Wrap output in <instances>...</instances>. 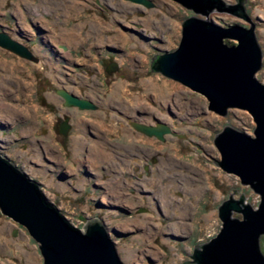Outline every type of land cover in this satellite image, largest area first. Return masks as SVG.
Returning a JSON list of instances; mask_svg holds the SVG:
<instances>
[{"label":"rangeland","instance_id":"rangeland-1","mask_svg":"<svg viewBox=\"0 0 264 264\" xmlns=\"http://www.w3.org/2000/svg\"><path fill=\"white\" fill-rule=\"evenodd\" d=\"M148 1L0 0V30L38 59L0 46V152L74 225L102 219L126 264H181L218 232L217 207L229 193L257 206L259 194L213 162L217 131L230 124L253 134L255 123L240 107L216 113L202 93L150 70L154 53L178 45L184 17L206 15L177 0ZM245 9L263 49L255 76L264 82V0H246ZM207 18L249 25L215 6ZM110 55L116 68L107 72ZM58 88L96 106L64 105ZM132 120L170 130L160 139ZM259 246L264 252V233ZM0 264H43L38 242L1 211Z\"/></svg>","mask_w":264,"mask_h":264},{"label":"water","instance_id":"water-1","mask_svg":"<svg viewBox=\"0 0 264 264\" xmlns=\"http://www.w3.org/2000/svg\"><path fill=\"white\" fill-rule=\"evenodd\" d=\"M151 4L148 0H134ZM195 12L181 21V36L172 50L156 52L150 70L162 73L202 93L207 108L226 115L231 107L246 109L255 126L253 134L225 124L213 137L220 152L218 164L236 174L241 183L259 194L257 206L229 193L217 207L221 225L208 240L197 243L187 254L195 264H264L259 237L264 233V82L255 72L262 66L263 49L257 39L254 22L245 9L246 0H177ZM215 6L249 21V25H221L207 18ZM225 39L234 40L228 43ZM0 46L36 60L31 50L0 30ZM115 68V65L114 67ZM57 93L64 105L80 109L96 105L64 88ZM134 128L164 139L170 128L164 123L131 121ZM67 118L60 123L63 134L69 128ZM235 192V189H232ZM0 211L26 227L38 242L43 264H126L119 256L107 226L99 217H87L78 227L49 200L40 183L0 152ZM239 212L241 217L233 215Z\"/></svg>","mask_w":264,"mask_h":264},{"label":"flooded vegetation","instance_id":"flooded-vegetation-1","mask_svg":"<svg viewBox=\"0 0 264 264\" xmlns=\"http://www.w3.org/2000/svg\"><path fill=\"white\" fill-rule=\"evenodd\" d=\"M10 35V34H9ZM110 49H112V48H110ZM113 50V49H112ZM107 59H108V63H107V66H106V71L107 72H110L111 70H113V69H115L116 68V61L114 60V58H113V56L112 55H110V56H108L107 57ZM100 60V59H99ZM114 65H115V68H113L114 67ZM64 89H66V88H64ZM67 91H69V92H71L69 89H66ZM56 92H57V90H56ZM85 98V97H84ZM89 99V98H88ZM91 101H93V100H91ZM95 103V102H94ZM96 104V103H95ZM66 118H68L69 119V117H66ZM65 120V119H64ZM63 121V120H62ZM61 121V122H62ZM133 121V120H132ZM136 122V121H135ZM138 122H141V121H138ZM145 123V122H144ZM69 124H70V126H72L71 125V123H70V121H69ZM59 126H60V124L58 125V128H59ZM131 126H133L132 124H131ZM60 132V131H59ZM61 133V132H60ZM69 133V132H68ZM68 133H67V135H68ZM67 135H64V136H67ZM69 136H70V134H69Z\"/></svg>","mask_w":264,"mask_h":264},{"label":"bare ground","instance_id":"bare-ground-1","mask_svg":"<svg viewBox=\"0 0 264 264\" xmlns=\"http://www.w3.org/2000/svg\"><path fill=\"white\" fill-rule=\"evenodd\" d=\"M116 33V32H115ZM70 34H72V33H70ZM114 37H112L111 39H110V41H114ZM34 55V54H33ZM36 57V56H35ZM25 58V57H24ZM37 58V57H36ZM38 59H36V60H34V61H37ZM117 86H119V85H117ZM95 104V103H94ZM96 105V104H95ZM67 123H69V120H68V118H67ZM70 125V124H69ZM134 127V126H133ZM69 128H70V126H69ZM68 128V129H69ZM68 129H67V132L65 133V134H63V135H67V133H68ZM136 129V128H135ZM60 131V130H59ZM62 133V132H61ZM75 142H79L77 139L75 140ZM78 144V143H77ZM193 191H196V190H198V188H193L192 189Z\"/></svg>","mask_w":264,"mask_h":264}]
</instances>
